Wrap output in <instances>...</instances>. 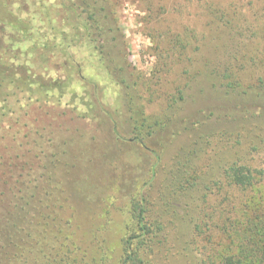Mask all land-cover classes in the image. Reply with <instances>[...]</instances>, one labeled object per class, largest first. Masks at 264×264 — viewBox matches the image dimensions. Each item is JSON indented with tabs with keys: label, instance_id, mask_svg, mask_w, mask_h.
Listing matches in <instances>:
<instances>
[{
	"label": "rangeland",
	"instance_id": "1",
	"mask_svg": "<svg viewBox=\"0 0 264 264\" xmlns=\"http://www.w3.org/2000/svg\"><path fill=\"white\" fill-rule=\"evenodd\" d=\"M104 1L124 37L118 47L111 43L110 54L104 52L111 62L102 63L97 43L74 35L66 20V39L58 40L62 48L31 51L36 61L32 72L49 75L53 63L58 72L52 74L62 78L65 94L11 98V112L27 110L26 116H19L29 128L15 127L21 135L15 145L6 138V149L26 145L25 131L31 137L39 130L47 140L53 134L66 141L54 177L67 199L62 198L65 210L60 214L72 222L67 233L88 252L94 253L101 243L116 260L131 201L144 194L151 202L150 218L164 227L153 240L150 264H205L204 242L193 245L191 225L178 218L183 212L172 198V177L187 160L203 178L220 176L233 162L264 168V95L259 98L250 90L264 80V0ZM45 3L50 6L54 0ZM217 7L227 8L235 21L212 27L209 9ZM51 11L56 15L57 9ZM5 13L0 0V16ZM42 57L51 59L43 69L38 66ZM122 59L130 66L125 77L140 112L164 125L151 142L160 157L137 141L116 139L113 132L132 139L131 115L139 118L111 71ZM213 70L237 72L239 93L228 95L212 87L210 80L218 81ZM72 135L74 140H68ZM6 146L2 143L0 151ZM47 146L44 150L52 151ZM30 147L21 150L27 153ZM27 155L35 173L37 161L32 153Z\"/></svg>",
	"mask_w": 264,
	"mask_h": 264
},
{
	"label": "trees",
	"instance_id": "2",
	"mask_svg": "<svg viewBox=\"0 0 264 264\" xmlns=\"http://www.w3.org/2000/svg\"><path fill=\"white\" fill-rule=\"evenodd\" d=\"M10 1L1 0L6 13L0 16V145L4 143V146L6 138L10 145L18 141L21 133L15 127L29 128L19 116L22 112H11V98L20 100L27 96L29 100L53 93L60 97L65 94L62 78L52 74L55 70L58 72L53 63L47 71L49 75L32 72L36 61L31 51L62 48L58 40L66 39L63 38L66 20L74 35L97 43L94 48L100 52L104 64L111 62L104 56L106 50L111 53V43L118 47L124 39L115 13L104 0H95L93 4L88 0H54L50 6L45 0H12L11 4ZM16 4V10H21L22 16L15 13ZM51 8L57 9L56 15H52ZM209 12L212 27L219 28L235 21L227 8H210ZM50 41L55 45L51 46ZM70 47L64 49L68 51ZM50 60V57H42L38 66L46 68ZM67 62L64 59L62 66H67ZM126 64L122 59L121 63L111 67V71L116 73L117 81L126 93L132 114L139 118L134 119L131 115L134 122L132 139H124L116 129L113 132L116 139L137 141L145 150L160 157L151 149V142L164 125L140 112L132 85L125 77L130 67ZM213 73L218 81L210 80L212 87L221 88L228 95L239 93L241 82L237 72L213 70ZM250 90H253L251 94L262 97L264 80ZM182 91L179 90L181 99L184 98ZM27 114V110H23L21 115ZM42 133L37 130L31 137L25 131L23 135L27 147L32 144L26 152L32 153L37 161L35 173L27 153L21 150L25 143L16 151L6 149L7 146L4 152L0 151V168L4 166L0 173V264H150L148 255L153 240L164 227L150 218L151 202L144 194L131 201L116 260L101 243L95 246L94 253H90L67 233L66 228L72 222L60 214L65 210L62 198H66L63 189L54 181L57 162L61 161L60 152L66 153L62 150L66 141L53 134L47 140ZM30 138L32 142H29ZM70 138L68 140H74L73 135ZM46 145L52 151L44 150ZM190 163V160L184 164L180 162L174 172L171 187L175 197L172 198L177 200L183 212L179 214V220L191 225L192 244L204 242L202 258L205 264H264V168L233 162L220 176L203 178ZM168 205L174 207L172 202ZM69 209L73 210L74 206Z\"/></svg>",
	"mask_w": 264,
	"mask_h": 264
}]
</instances>
